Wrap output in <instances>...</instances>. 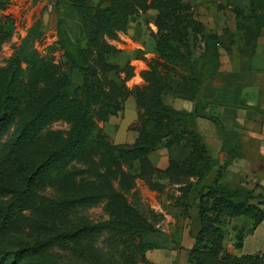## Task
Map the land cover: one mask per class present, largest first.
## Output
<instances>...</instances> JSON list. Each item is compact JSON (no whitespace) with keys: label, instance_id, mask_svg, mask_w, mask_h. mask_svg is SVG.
Wrapping results in <instances>:
<instances>
[{"label":"rangeland","instance_id":"1","mask_svg":"<svg viewBox=\"0 0 264 264\" xmlns=\"http://www.w3.org/2000/svg\"><path fill=\"white\" fill-rule=\"evenodd\" d=\"M134 7L126 0H0V117L10 114L0 132V151L10 134L58 87H63L64 92H69L71 98L80 103L87 97L94 133L101 129L113 143L104 132L103 125L112 115L102 118L104 112L111 109L105 106L103 98L129 85L131 76L125 81L124 70L108 64L110 55L118 50L119 35L126 29L121 19L128 16L142 22L150 31L152 40L147 38L144 49L154 53V57L148 67L153 66L164 75L163 80L168 85L178 89L189 73L200 82L208 77L210 67L218 59L220 42L206 27L189 31L185 42L172 40L170 47L178 48L186 60H168L156 51L155 40L160 36L159 29H166L169 19L165 20L166 26L158 28L155 8L135 11ZM150 22L156 26L155 30L149 26ZM78 67L88 68L100 80L101 92L83 85ZM143 81L142 86H145L147 81L144 78ZM8 83L11 86L8 87ZM84 88L86 92L82 95ZM182 92L183 89L179 94ZM166 95L176 94L164 89L162 98ZM5 98L10 100L8 106L3 104ZM75 119H54L39 129L16 159L15 170L0 173V200L13 197L49 149L70 137ZM137 121L139 123V119ZM133 129L136 131L135 127ZM181 147L182 144L176 143L171 151V157L178 162L186 156ZM99 150L86 159L78 158L67 164L64 174L53 171L36 187L16 223L9 225L0 237V256L4 252L27 250L23 254L18 252L14 262H9L13 254L9 255L8 263L152 264L146 257L149 251L176 245L179 229L168 225L167 220L179 221V215L169 211L178 206L183 211L189 195L210 181L212 171L197 181H189L190 176L172 180L147 168L140 171L135 161L122 165L131 177V181L123 184L119 177L106 170ZM193 176L196 178L198 174ZM166 187L174 194L166 192ZM153 191L157 194L154 199L164 204V210L169 201V211L155 210ZM175 191H180L179 195ZM49 202L57 203L58 207L52 209ZM96 226L101 230L91 238L82 234L75 236L76 232ZM260 233L256 236L257 245L264 241ZM222 236L219 255L226 251L240 256L236 254L237 246L233 247L229 232L223 230ZM252 262L264 264L260 254L254 256Z\"/></svg>","mask_w":264,"mask_h":264},{"label":"trees","instance_id":"2","mask_svg":"<svg viewBox=\"0 0 264 264\" xmlns=\"http://www.w3.org/2000/svg\"><path fill=\"white\" fill-rule=\"evenodd\" d=\"M130 5H135L136 10H146L155 8L157 15L155 24L158 28L165 25V20L169 19L166 29H159L160 36L155 40L156 51L162 58L168 60L185 61L186 57L174 47H170L172 40L176 42H185L189 31L195 28L200 30L199 25L191 18L189 13V4L183 0H126ZM132 11L129 13L131 14ZM129 18V19H128ZM123 20V26L129 22L130 16ZM174 21H171V19ZM123 27V28H124ZM122 28V29H123ZM124 30V29H123ZM196 30V31H197ZM90 39L88 37L87 41ZM75 44H78L77 41ZM116 50L113 54L117 53ZM120 70H124V80L127 81L131 76L132 69L130 66L120 68L110 64ZM82 75L83 85L89 86L91 91L98 90L101 92L100 80L92 75L90 70L85 67H78ZM183 77V84L177 88H172L163 80L164 75L153 66L142 73L147 84L142 87H136L133 90L123 87L111 96L103 98L105 106H110V111L104 112L105 119L109 115H115L122 109L123 101L134 93L136 105L138 108L139 123L134 127L137 131V137L133 144H115L111 143L103 134L101 129L95 132L94 123L91 118V109L87 97H84L82 103L75 98H71L69 92H64L63 87H58L54 93L45 99L39 108L30 116L26 117L22 125L16 128L8 138L4 149L0 151V173L13 171L16 168V159L27 148L28 141L33 139L40 128L51 120L59 118L76 117L75 124L72 127L70 137L61 140L55 146L49 149L48 154L40 163L29 173L27 179L18 189L17 193L11 197L0 200V237L5 233L9 225L16 223L22 207H26L30 199L34 196L37 186L42 184L49 175L54 171L58 175L66 173L65 166L75 159H86L93 152L101 151V157L106 165V170L111 172L114 177H119L120 182L127 184L131 181L130 174L124 172L122 165H130L137 162L140 171L151 170L166 178L174 180L178 176H190L198 174L196 177L206 175L215 166V161L210 159L205 150L198 132L195 129L194 118L196 116H205L200 110L201 103L197 98V91L200 80L191 76ZM200 79V78H199ZM183 85H187L183 88ZM11 83H8V87ZM164 89L173 90L174 96L187 98L195 101V108L192 112L178 111L164 104L162 94ZM183 89L182 94H179ZM85 88L81 89L80 94L84 95ZM3 104L8 106L10 100L5 98ZM107 109V108H105ZM142 111V112H141ZM10 114L0 117V132L3 125L8 122ZM219 130V122L216 118H211ZM133 127V128H134ZM94 133V134H93ZM182 144V149L186 151V156L178 161L171 157V151L176 144ZM161 147H166L170 153L169 165L166 169L161 170L154 168L149 160L148 154ZM192 167H191V166ZM185 166L186 168H183ZM222 170L219 167L215 170L210 182L200 186L196 191L198 202V219L201 223V229L195 237V244L188 252L189 264H254L252 262L254 255H230L222 251L219 255L222 240L223 226L226 219L236 216H247L253 220V230L262 220H264V209L249 203L253 199L252 194L244 189L237 187L223 186L219 183ZM181 179H183L181 177ZM196 179V181H197ZM0 184L1 180H0ZM210 201L211 203H208ZM52 209L57 208L55 202H49ZM101 230V227H90L76 232L75 236L91 238ZM60 243V239H58ZM27 250L18 251L21 254ZM18 252H4L0 257V264H10L7 257L13 254L11 261L17 260ZM262 263H264V252L260 253ZM13 261V262H14Z\"/></svg>","mask_w":264,"mask_h":264},{"label":"crops","instance_id":"3","mask_svg":"<svg viewBox=\"0 0 264 264\" xmlns=\"http://www.w3.org/2000/svg\"><path fill=\"white\" fill-rule=\"evenodd\" d=\"M183 1L189 4L191 18L199 28L206 27L220 42L218 59L210 67L208 77L200 82L196 95L205 116L194 118L206 154L215 161L210 180L219 167L221 185L249 191L253 196L249 203L264 209V0ZM148 11L156 14L153 9ZM149 26L156 29L153 22ZM149 33L139 20H129L119 35L118 52L108 59L110 64L120 68L131 67L132 75L127 85L130 90L144 85L141 75L149 69L148 63L154 57V53L144 49L147 38L152 40ZM213 52L216 53L215 49ZM162 100L178 111L189 113L195 108V101L187 98L166 95ZM211 118L218 120L219 130ZM137 119L138 108L132 93L126 98L123 109L104 123V132L115 144H132L137 132L131 129ZM147 156L154 168L164 170L169 165L170 153L166 147ZM196 179L189 177V181ZM165 191L173 193L170 187ZM156 195L154 192L152 198ZM187 199L183 211L179 206L170 210L168 200L167 210H164V204L154 199L156 211L170 210L179 215V221L167 220V224L178 228L179 233L176 245L169 244L146 254L152 264H189L188 252L195 244L201 223L196 191ZM252 223V219L243 215L226 219L222 229L229 232L233 247L237 246L236 254L255 255L264 250V241L261 245L255 244L260 232L264 236V220L249 231Z\"/></svg>","mask_w":264,"mask_h":264},{"label":"water","instance_id":"4","mask_svg":"<svg viewBox=\"0 0 264 264\" xmlns=\"http://www.w3.org/2000/svg\"><path fill=\"white\" fill-rule=\"evenodd\" d=\"M259 254H255L254 256L256 257V256H258Z\"/></svg>","mask_w":264,"mask_h":264}]
</instances>
